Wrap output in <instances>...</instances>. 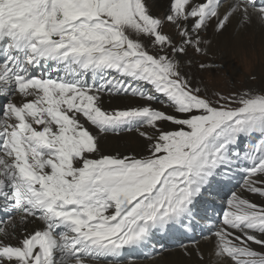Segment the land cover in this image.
<instances>
[{
	"label": "snow or ice",
	"instance_id": "snow-or-ice-1",
	"mask_svg": "<svg viewBox=\"0 0 264 264\" xmlns=\"http://www.w3.org/2000/svg\"><path fill=\"white\" fill-rule=\"evenodd\" d=\"M153 7L0 0V264H135L197 228L217 264H264V87L209 94L185 71L230 75L214 39L264 28V0ZM120 95L145 103L104 108ZM121 131L141 153L104 154ZM237 172L262 202L232 191L209 216Z\"/></svg>",
	"mask_w": 264,
	"mask_h": 264
},
{
	"label": "rangeland",
	"instance_id": "rangeland-1",
	"mask_svg": "<svg viewBox=\"0 0 264 264\" xmlns=\"http://www.w3.org/2000/svg\"><path fill=\"white\" fill-rule=\"evenodd\" d=\"M151 2L156 3L154 0H151ZM159 9L160 8L154 10L156 15L163 14L162 10L159 11ZM165 29L167 32L174 31L168 25H165ZM170 29L172 30L170 31ZM229 33L230 32L225 33L223 37L228 38V42H231L219 45V50L223 54L227 73L230 75L213 73L211 71L200 72L195 67H192L191 69L186 67L185 71H190V73L196 78L198 86L202 90L206 89L209 94L215 91L227 92L233 90V82L237 89L242 87L260 89L264 87V49H262L261 46L259 47V45L256 46L254 44L255 39L260 41L259 35L254 29V25L246 31H243V35L240 37L241 40H243L242 43H240L238 41L239 39L237 40V37H234V35L228 36ZM250 75H254L255 80L249 79ZM120 98L122 99V97ZM128 98L129 96H123L122 99L124 103L128 102V106H136L145 103V101L141 103L140 99L133 97H131V100L127 101ZM133 101L136 104L129 105V103ZM117 105L122 106L120 103ZM133 133H135V137H131ZM104 136L117 138L111 142L107 141L108 144L104 145L107 150L103 152H106L107 154L111 153L109 155L138 154L141 153L143 149V141L135 131L121 133L120 135L109 133ZM242 187L243 185L237 188L236 192H241ZM245 196L256 203L262 202V198L260 197L252 196L251 194ZM199 257H201V253L199 254ZM202 257L204 256L202 255Z\"/></svg>",
	"mask_w": 264,
	"mask_h": 264
},
{
	"label": "bare ground",
	"instance_id": "bare-ground-1",
	"mask_svg": "<svg viewBox=\"0 0 264 264\" xmlns=\"http://www.w3.org/2000/svg\"><path fill=\"white\" fill-rule=\"evenodd\" d=\"M154 1H156V3H153V5H154L153 11L157 8H160L159 11L162 10V13L164 14L168 8L169 0H154ZM159 11H158V13L160 14ZM254 29L257 31V34L259 35V38H260V41L258 39L257 40L255 39L254 44L256 46L259 45V47L261 46V48L264 49V45H263L264 44V28H262L261 26H259L257 24V25H254ZM171 30L172 29H170V31ZM165 31H166V29H165ZM228 32L232 33V32H234V29L229 28ZM242 33L243 32H241V34L239 36L234 35V37H237V40L239 39L238 41L240 43L243 42V40H241V38H240L243 35ZM227 39L228 38L223 37V35L214 39V42H213L214 43V49L216 47L219 48V45H221V44H227V42H228ZM229 42H231V41H229ZM120 97H122V99H123V96L110 97V101L106 102L107 98L105 96L103 106L109 110L115 109L113 106L116 104H119V103L122 104V106H119V108L129 107L128 102L124 103ZM129 100H131V96H129L127 101H129ZM140 102L143 103L144 101L140 100ZM131 137H135V133H133ZM116 139H117L116 137H106L103 135L102 139H101L102 150L103 151L107 150L105 148L106 146H104L105 144H108L107 141L111 142L112 140H116ZM104 154L109 155L111 153L107 154L106 152H104ZM241 192L244 193L245 195H248V193L245 192L243 187H242ZM195 241L199 242V252L204 256L202 258L199 257V254L197 253L195 245L189 244V246L192 248L191 255H185L180 248H176V249L164 252L159 257L155 256L152 259H147V260H143V261L142 260L135 261V264H217V258L213 255L212 244L208 243L207 241L202 240L201 237L199 238V240H195Z\"/></svg>",
	"mask_w": 264,
	"mask_h": 264
}]
</instances>
